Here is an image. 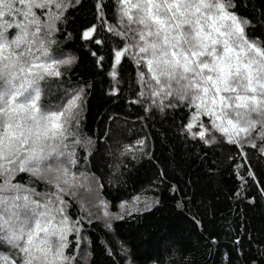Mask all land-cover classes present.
<instances>
[{"label": "snow or ice", "instance_id": "snow-or-ice-1", "mask_svg": "<svg viewBox=\"0 0 264 264\" xmlns=\"http://www.w3.org/2000/svg\"><path fill=\"white\" fill-rule=\"evenodd\" d=\"M80 4L0 0V264L73 260L69 237H78L82 222L71 218L64 197L76 187L93 191L72 171L86 93L66 90L58 104L43 96L44 84L77 62L54 46L58 34L71 35L69 9ZM244 6L243 0H112L109 16L106 0H96L93 22L78 39L96 46L90 54L97 67L107 56L110 95L127 84L121 67L130 63L137 86L131 103L145 112L184 109L183 131L192 139L237 146L247 162L245 148L264 156V38L254 35ZM20 176L46 179L52 190L37 192ZM100 204L110 217L107 203Z\"/></svg>", "mask_w": 264, "mask_h": 264}, {"label": "trees", "instance_id": "trees-1", "mask_svg": "<svg viewBox=\"0 0 264 264\" xmlns=\"http://www.w3.org/2000/svg\"><path fill=\"white\" fill-rule=\"evenodd\" d=\"M95 2L69 9L71 35L58 34L54 50L77 62L44 84L46 104L60 103L66 90L86 93L72 171L93 191L64 197L71 218L82 222L78 237H69L71 264H264V156L245 148V162L237 146L192 139L183 131L182 108L145 112L131 103L137 86L130 63L121 67L127 84L110 95L107 56L104 68L97 67L90 54L96 46L78 39L81 27L93 22ZM243 3L254 35L264 38V0ZM18 179L37 192L52 190L46 179Z\"/></svg>", "mask_w": 264, "mask_h": 264}, {"label": "rangeland", "instance_id": "rangeland-1", "mask_svg": "<svg viewBox=\"0 0 264 264\" xmlns=\"http://www.w3.org/2000/svg\"><path fill=\"white\" fill-rule=\"evenodd\" d=\"M81 183V181H79ZM82 191H85L83 188L80 187H76L72 190V193H74L77 196H80V194L82 193Z\"/></svg>", "mask_w": 264, "mask_h": 264}]
</instances>
